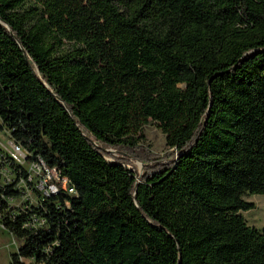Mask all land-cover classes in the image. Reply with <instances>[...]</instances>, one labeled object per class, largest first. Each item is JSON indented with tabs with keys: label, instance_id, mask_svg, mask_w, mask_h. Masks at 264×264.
<instances>
[{
	"label": "trees",
	"instance_id": "obj_1",
	"mask_svg": "<svg viewBox=\"0 0 264 264\" xmlns=\"http://www.w3.org/2000/svg\"><path fill=\"white\" fill-rule=\"evenodd\" d=\"M150 122L173 155L139 174ZM3 130L77 190L0 185L10 264H264V0H0Z\"/></svg>",
	"mask_w": 264,
	"mask_h": 264
},
{
	"label": "built area",
	"instance_id": "obj_2",
	"mask_svg": "<svg viewBox=\"0 0 264 264\" xmlns=\"http://www.w3.org/2000/svg\"><path fill=\"white\" fill-rule=\"evenodd\" d=\"M0 133L8 134L3 136L4 141L0 139V185L11 186L17 193L8 197L2 195L10 207L26 210L31 205H38L43 198L62 191L71 195L77 193L69 177L59 168L51 166L42 156L34 155V152L16 142L8 130ZM13 164L20 166V174ZM17 200L22 203L15 205ZM2 226L4 227L3 224ZM24 226L28 229L44 228L47 226V220L42 216L33 215Z\"/></svg>",
	"mask_w": 264,
	"mask_h": 264
},
{
	"label": "rangeland",
	"instance_id": "obj_3",
	"mask_svg": "<svg viewBox=\"0 0 264 264\" xmlns=\"http://www.w3.org/2000/svg\"><path fill=\"white\" fill-rule=\"evenodd\" d=\"M3 136H8V134L0 133L2 141H4ZM144 139L135 155L128 153L130 161L125 163L139 174H142L147 166L167 162L173 155V149L167 146L166 135L155 122H150L144 127ZM113 153L116 158L121 154L118 152ZM107 158L109 161H113L115 157L108 156ZM244 198L256 205L255 208L242 212L247 222L250 225L264 229V194H246ZM32 201L35 202V200ZM21 203V200H17L15 205ZM19 246L20 242L0 223V264H10L11 254L18 251ZM24 261L27 264H34L30 259H24Z\"/></svg>",
	"mask_w": 264,
	"mask_h": 264
}]
</instances>
